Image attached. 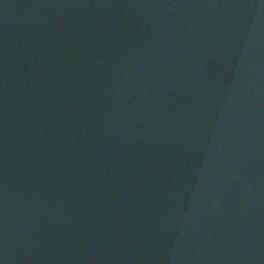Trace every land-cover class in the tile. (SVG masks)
I'll use <instances>...</instances> for the list:
<instances>
[{
  "label": "water",
  "instance_id": "1",
  "mask_svg": "<svg viewBox=\"0 0 264 264\" xmlns=\"http://www.w3.org/2000/svg\"><path fill=\"white\" fill-rule=\"evenodd\" d=\"M0 264H264V0H0Z\"/></svg>",
  "mask_w": 264,
  "mask_h": 264
}]
</instances>
